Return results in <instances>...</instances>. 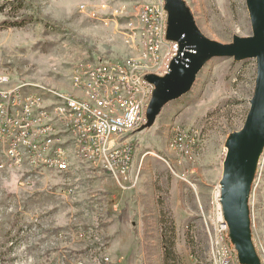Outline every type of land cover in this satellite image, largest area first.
<instances>
[{"label": "rangeland", "instance_id": "1", "mask_svg": "<svg viewBox=\"0 0 264 264\" xmlns=\"http://www.w3.org/2000/svg\"><path fill=\"white\" fill-rule=\"evenodd\" d=\"M155 2L0 0V75L13 86L29 83L37 94L45 88L81 97L71 84L77 66L98 59L146 63L137 16ZM183 2L212 40L251 35L245 0ZM255 77L254 58L207 62L151 126L132 132L125 178L78 162L69 173L30 177L0 167V264H213V202L226 141L245 121ZM177 128L187 136L180 147L172 143ZM248 207L264 264V147Z\"/></svg>", "mask_w": 264, "mask_h": 264}, {"label": "built area", "instance_id": "2", "mask_svg": "<svg viewBox=\"0 0 264 264\" xmlns=\"http://www.w3.org/2000/svg\"><path fill=\"white\" fill-rule=\"evenodd\" d=\"M140 15L143 16V24L139 27L141 35L143 32L152 33L150 43H145L144 58L158 59L160 40H167L168 57L164 66L143 69L117 59H98L87 62V66H77L73 72L71 84L103 103V112L89 111L84 105L72 99H62L60 94L51 90H47L48 93L60 96L61 107L34 100L25 92V85L29 83L13 86L5 75H0L2 168L26 170L29 177L40 175L45 170L68 173V162L61 156L58 143H67L68 135H75L74 152L81 157L82 165L112 172L114 179L117 178L115 172L121 175L126 172L132 161V132L147 119V110L138 111V100H147L148 108L154 90L147 76H164L179 50L178 43L167 38L168 12L164 1L141 6ZM82 81L94 83V91L82 88ZM41 107H49V115H42ZM54 120H68L70 131L53 128ZM186 137V133L177 128L173 144L183 146ZM18 142L32 145L33 155H29L28 166L20 165ZM118 184L124 188L120 181ZM214 202H217V225L213 255L220 264H243L229 230H221V219L225 217L220 188L216 191Z\"/></svg>", "mask_w": 264, "mask_h": 264}, {"label": "water", "instance_id": "3", "mask_svg": "<svg viewBox=\"0 0 264 264\" xmlns=\"http://www.w3.org/2000/svg\"><path fill=\"white\" fill-rule=\"evenodd\" d=\"M251 35L234 36L230 43L206 37L183 0H166L167 38L179 45L164 76L148 75L154 85L147 108L146 128L153 124L161 108L184 95L196 74L211 59H256L255 86L242 127L226 141L220 179L221 203L230 238L243 264H260L252 239L248 197L258 158L264 147V0H245Z\"/></svg>", "mask_w": 264, "mask_h": 264}, {"label": "bare ground", "instance_id": "4", "mask_svg": "<svg viewBox=\"0 0 264 264\" xmlns=\"http://www.w3.org/2000/svg\"><path fill=\"white\" fill-rule=\"evenodd\" d=\"M137 17H138L140 24L142 25L143 16L140 15V9H139V14ZM150 40H152V33L144 32L141 38V41H140L143 47L142 48L143 58H144V52H145V43H150ZM167 57H168L167 40H160L158 59L146 58V63L144 64L136 63L137 61L134 62V61H128V60L125 62L132 63L134 65V68L143 67V69H154L155 67L164 66L167 60ZM81 66H87V64L81 65ZM29 86H30L29 84L25 85V92L27 93V95H30V97H33L34 100L44 101L43 95L44 93H48V91L45 88L39 89L35 87V89H39V90L42 89V91L44 92V93L42 92L43 94H37ZM72 87L78 93H81L83 95L81 97H78L72 94H66L64 92L60 93V92H56L53 90H51V92L60 94L62 99H72L73 101L84 105V107L87 108V110L89 111L103 112V103L95 101L93 99V96L90 93L82 92V89L79 88L78 86L72 85ZM82 88H86L87 91H94V83H89V81H82ZM56 94H50L52 99L49 101V103L54 104V107H61L60 96ZM146 110H147V100H138V111H146ZM41 114L49 115V107H41ZM53 128L61 129L62 131H70V123L68 120H54ZM18 150L21 151L20 152V165L28 166L29 165V155H33L32 145L28 144V142H18ZM58 150H60L61 156H63V159L68 162V173L73 169V165L75 162L82 164L81 157L79 156L78 153L74 152V150H76L75 135H68L67 143H58ZM1 166H4V156H2L0 160V167ZM213 203H214L213 206L215 208V213H217V202H213ZM214 218H215V224L217 225V217H215V214H214ZM221 230H229V226L225 219H221ZM213 245H214V249L212 253L215 254V242H213ZM212 257H213V264H220L219 259H215L214 255Z\"/></svg>", "mask_w": 264, "mask_h": 264}, {"label": "trees", "instance_id": "5", "mask_svg": "<svg viewBox=\"0 0 264 264\" xmlns=\"http://www.w3.org/2000/svg\"><path fill=\"white\" fill-rule=\"evenodd\" d=\"M23 21V20H22ZM22 21H20V22H17V21H13V22H9V24L10 25H12V26H15V25H22L23 23H22ZM22 23V24H21ZM164 238V235H162V239ZM164 249H166V244L164 245Z\"/></svg>", "mask_w": 264, "mask_h": 264}, {"label": "crops", "instance_id": "6", "mask_svg": "<svg viewBox=\"0 0 264 264\" xmlns=\"http://www.w3.org/2000/svg\"><path fill=\"white\" fill-rule=\"evenodd\" d=\"M138 22H139V20H138ZM139 24H140V22H139ZM140 26H142L141 24H140ZM144 33V32H143ZM142 38V37H141Z\"/></svg>", "mask_w": 264, "mask_h": 264}]
</instances>
